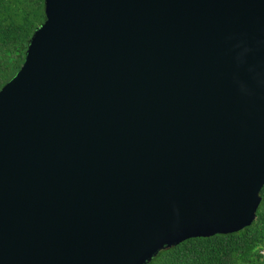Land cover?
<instances>
[{"label":"water","instance_id":"obj_1","mask_svg":"<svg viewBox=\"0 0 264 264\" xmlns=\"http://www.w3.org/2000/svg\"><path fill=\"white\" fill-rule=\"evenodd\" d=\"M0 90V264H148L257 218L264 0H45Z\"/></svg>","mask_w":264,"mask_h":264},{"label":"trees","instance_id":"obj_2","mask_svg":"<svg viewBox=\"0 0 264 264\" xmlns=\"http://www.w3.org/2000/svg\"><path fill=\"white\" fill-rule=\"evenodd\" d=\"M46 20L45 0H0V90L22 67L29 41ZM254 222L236 233L190 238L148 264H264V187Z\"/></svg>","mask_w":264,"mask_h":264}]
</instances>
